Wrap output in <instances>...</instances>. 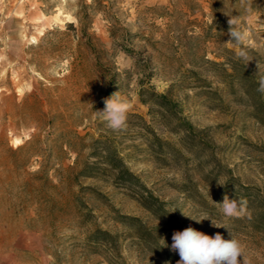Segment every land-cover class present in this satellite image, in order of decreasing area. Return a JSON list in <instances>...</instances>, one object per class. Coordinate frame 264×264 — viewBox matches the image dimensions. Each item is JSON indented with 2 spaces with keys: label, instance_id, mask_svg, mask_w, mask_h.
Returning <instances> with one entry per match:
<instances>
[{
  "label": "rangeland",
  "instance_id": "obj_1",
  "mask_svg": "<svg viewBox=\"0 0 264 264\" xmlns=\"http://www.w3.org/2000/svg\"><path fill=\"white\" fill-rule=\"evenodd\" d=\"M261 76L264 0H0V264H177L187 227L264 264Z\"/></svg>",
  "mask_w": 264,
  "mask_h": 264
},
{
  "label": "clouds",
  "instance_id": "obj_2",
  "mask_svg": "<svg viewBox=\"0 0 264 264\" xmlns=\"http://www.w3.org/2000/svg\"><path fill=\"white\" fill-rule=\"evenodd\" d=\"M228 25L229 42L233 43L236 48V57L250 61L244 49V44L248 39L246 29L235 17L229 18ZM258 82L259 87L257 91L264 93V76H261ZM104 105L103 110L95 111V116L106 123L107 127L113 131L126 130L128 113L132 108L130 100L122 97L118 91L114 92L110 97L105 98ZM215 204L219 205L223 215L229 218L243 217L247 210V201L243 199H229L227 195L224 196L222 203ZM192 219L200 222L208 218L205 217L200 220ZM212 224L215 227H222L213 221ZM229 234L231 239L226 240L219 233L213 237L193 227H187L183 231L174 232L171 250L177 252L180 257L177 264H240L238 258L241 256L243 257V264H251L250 260L245 257V246L233 237L231 233ZM160 241L164 247H167L163 239Z\"/></svg>",
  "mask_w": 264,
  "mask_h": 264
},
{
  "label": "trees",
  "instance_id": "obj_3",
  "mask_svg": "<svg viewBox=\"0 0 264 264\" xmlns=\"http://www.w3.org/2000/svg\"><path fill=\"white\" fill-rule=\"evenodd\" d=\"M186 130H189V128H188V129H186ZM101 236H103V237H107V236H108V234H107V233H105V232H101Z\"/></svg>",
  "mask_w": 264,
  "mask_h": 264
}]
</instances>
